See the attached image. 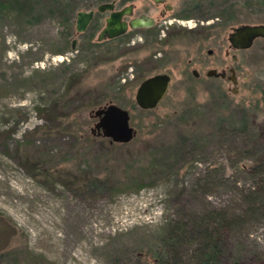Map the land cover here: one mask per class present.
<instances>
[{
	"label": "rangeland",
	"instance_id": "1",
	"mask_svg": "<svg viewBox=\"0 0 264 264\" xmlns=\"http://www.w3.org/2000/svg\"><path fill=\"white\" fill-rule=\"evenodd\" d=\"M38 1L57 8L21 19L0 11L2 264H143L168 222L241 213L244 191L264 177L254 168L264 162V39L236 50L229 36L264 22V0H213L208 19L183 23L177 0H116L133 4L124 19L145 14L154 24L97 45L108 12L75 34L76 12L110 0ZM66 6L69 28L59 16ZM155 73L170 76L168 89L142 109L136 89ZM109 103L128 109L130 141L96 134L93 112ZM212 167L220 184L199 187ZM223 240V264H264V214L226 229ZM191 251L180 249L186 260Z\"/></svg>",
	"mask_w": 264,
	"mask_h": 264
},
{
	"label": "trees",
	"instance_id": "2",
	"mask_svg": "<svg viewBox=\"0 0 264 264\" xmlns=\"http://www.w3.org/2000/svg\"><path fill=\"white\" fill-rule=\"evenodd\" d=\"M4 8L16 11L18 15H14V17L17 19L23 17L39 18L41 15H33L36 8L51 11L56 9L57 5L40 4L38 0H0V11ZM69 11V7L66 6L61 10L62 15H59L66 22L68 28L71 22L68 15ZM126 34L116 38L124 37ZM97 44H99L98 41L94 42V45ZM262 93L264 95V89ZM221 95L222 98L226 96L223 93ZM222 107H226V105L223 104ZM229 124L235 126L233 121H230ZM238 125L240 126L239 131L246 132L249 129L244 108ZM254 168H257L258 172L263 171L264 162H258ZM220 182L221 179L216 174L215 167H212L210 171L197 180L198 186L203 188L218 185ZM244 202L246 205L241 213L229 212L225 209H212L207 212H189L168 222L159 236L161 246L156 251L154 260L146 261L143 264H223L227 249L223 240L224 231L226 229H240L252 218L264 214V177H261L256 185L248 187L244 191ZM187 244L192 245V251L186 260L182 257L180 249ZM1 261L0 264H2Z\"/></svg>",
	"mask_w": 264,
	"mask_h": 264
},
{
	"label": "water",
	"instance_id": "3",
	"mask_svg": "<svg viewBox=\"0 0 264 264\" xmlns=\"http://www.w3.org/2000/svg\"><path fill=\"white\" fill-rule=\"evenodd\" d=\"M160 1V0H157ZM108 11V15L104 18V25L100 28L96 35V40L114 38L127 32L129 28L148 27L153 24V18L141 14L132 17L129 20L124 16L132 14V4H127L119 9H115V0L104 1L97 4L96 9L77 10L74 21L75 34H79L86 30L92 21L96 12L102 13ZM264 36V25L261 24H244L233 28L229 36V40L234 47L244 48L250 46L253 38ZM76 39L71 42V48H75ZM211 52V50H209ZM234 73L233 68L230 69ZM194 75H198L193 70ZM214 70H209L208 75H216ZM222 75V72L219 73ZM231 79L235 81L232 75ZM170 82V76L167 73H155L144 78L138 85L135 92V102L142 109H152L163 98ZM94 115L98 118L94 127L97 135L108 137L111 142L125 143L130 141L135 129L130 125V114L128 109L115 104L109 103L105 106L94 110Z\"/></svg>",
	"mask_w": 264,
	"mask_h": 264
},
{
	"label": "flooded vegetation",
	"instance_id": "4",
	"mask_svg": "<svg viewBox=\"0 0 264 264\" xmlns=\"http://www.w3.org/2000/svg\"><path fill=\"white\" fill-rule=\"evenodd\" d=\"M111 1V0H110ZM165 0H163L164 2ZM162 2V1H161ZM130 4V3H128ZM132 4V3H131ZM212 4H213V0H177V13L174 15H177V22H185L187 20H182V19H195L199 22L200 19H202L201 22H203V18L208 19L209 15H213V13L211 12L212 9ZM125 6V5H124ZM123 7V6H122ZM121 8V7H120ZM115 9H119L116 7V0H115ZM132 11H133V4H132ZM108 12V11H107ZM99 13V12H97ZM109 13V12H108ZM96 14V13H95ZM94 14V16H95ZM108 15V14H107ZM141 15V14H140ZM124 18V17H123ZM129 20V19H128ZM153 24H154V20H153ZM152 24V25H153ZM196 24V23H195ZM194 24V25H195ZM258 24L264 25V22H260ZM131 28H129L127 30V32L130 30ZM233 31V28H232ZM126 32V33H127ZM257 39H264V36H257L255 38H253L250 46L248 47H242V48H237L233 46V43L230 41L231 46L234 47L236 50H246L249 49L253 46V44L255 43V41ZM234 72L236 71L233 68ZM264 89V86L262 87L261 91ZM263 94V93H262ZM263 100H264V95H262Z\"/></svg>",
	"mask_w": 264,
	"mask_h": 264
},
{
	"label": "built area",
	"instance_id": "5",
	"mask_svg": "<svg viewBox=\"0 0 264 264\" xmlns=\"http://www.w3.org/2000/svg\"><path fill=\"white\" fill-rule=\"evenodd\" d=\"M186 22H188V21H186ZM189 25V24H188ZM189 26H191V25H189Z\"/></svg>",
	"mask_w": 264,
	"mask_h": 264
}]
</instances>
